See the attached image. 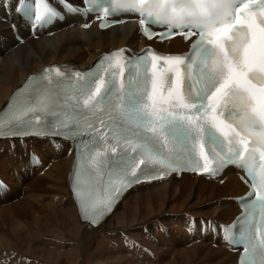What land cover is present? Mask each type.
I'll return each instance as SVG.
<instances>
[{"label":"snow or ice","instance_id":"6c2138e0","mask_svg":"<svg viewBox=\"0 0 264 264\" xmlns=\"http://www.w3.org/2000/svg\"><path fill=\"white\" fill-rule=\"evenodd\" d=\"M81 2L103 13L97 17L101 28L123 22L110 16L134 13L149 39L182 35L191 48L166 56L149 49L136 60L123 58L121 49L106 58V66L102 62L96 71L74 77L45 69L29 78L27 91L10 99L9 110L0 115V137L73 132L85 137L73 191L92 224L142 180L186 166L216 176L238 164L250 190L240 198L243 212L233 242L243 247L240 264H264V0ZM63 7L80 11L71 0H63ZM42 9L35 15L42 24L63 15L48 0H42ZM151 25L164 30L155 32ZM51 72L68 85L53 82ZM86 171L105 189L103 198L82 191Z\"/></svg>","mask_w":264,"mask_h":264},{"label":"bare ground","instance_id":"6f19581e","mask_svg":"<svg viewBox=\"0 0 264 264\" xmlns=\"http://www.w3.org/2000/svg\"><path fill=\"white\" fill-rule=\"evenodd\" d=\"M68 25L55 28L53 35L36 30L38 39L24 34L21 43L0 19V110L27 76L44 66L84 68L98 55L122 46L188 49L179 37L163 43L141 38L135 23L106 31H99L97 22L89 29ZM28 147L39 155V164L20 158L18 148L25 154ZM73 157V146L61 139H0V175L9 187L0 190V264H237V254L218 234L203 233L197 230L200 226L187 231L192 218L226 223L239 212L234 197L247 188L233 169L223 182L183 174L138 185L94 227L81 221L69 190ZM161 228H168L170 235L160 233ZM152 235L162 244L154 243ZM146 246L158 255L144 250Z\"/></svg>","mask_w":264,"mask_h":264},{"label":"rangeland","instance_id":"374dc122","mask_svg":"<svg viewBox=\"0 0 264 264\" xmlns=\"http://www.w3.org/2000/svg\"><path fill=\"white\" fill-rule=\"evenodd\" d=\"M17 150V149H16ZM18 151V150H17ZM19 155H20V158H22L23 160H27V158H24V154H21V152H19ZM10 156H11V154H10ZM6 159L8 160V159H10V157H6ZM21 163V162H20ZM16 164H19V162H17ZM12 167H13V165H11V168H10V171L12 170ZM32 177V175L30 176V178ZM27 180V179H26ZM220 185H222V184H220ZM21 191H23V188L21 187V188H19ZM121 212L123 211V209H121L120 210ZM93 250V249H92Z\"/></svg>","mask_w":264,"mask_h":264}]
</instances>
